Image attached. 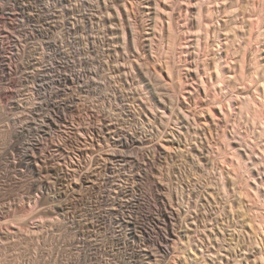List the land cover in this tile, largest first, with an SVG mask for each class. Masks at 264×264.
<instances>
[{"label":"rangeland","instance_id":"obj_1","mask_svg":"<svg viewBox=\"0 0 264 264\" xmlns=\"http://www.w3.org/2000/svg\"><path fill=\"white\" fill-rule=\"evenodd\" d=\"M174 1L173 21L177 34L174 57L171 52L167 54L168 40L161 35V27L167 18L161 13L164 21L158 19L156 12L160 10H157L155 0L32 1L36 44L47 41L45 45L49 47L55 66L71 76L80 77L69 81V89L60 86L61 89L55 91L54 87L59 85L54 81L53 69L41 70L38 58L28 65L29 47L21 50L20 62H14L11 72H0V264H177L172 260L175 253L187 254L192 250L184 244L189 238L191 248L201 252L198 263L191 260L194 264H264V238L253 231L241 215L243 209L252 207V202L244 195L245 189L241 187L244 184L235 185L230 180L229 168L224 162L226 156L232 155L228 142L237 140L236 132L253 131L251 134L254 135L255 127L246 114L236 111L225 119L220 111L217 118L210 114L209 107H216L210 95L202 90L196 68L217 52L215 37L219 28L212 33L215 36H211L216 41L212 46L217 49L209 47L210 52L213 50L209 55L205 44V48L201 46L202 50H199L194 41L195 8L191 5L185 13L187 2ZM216 10L214 19L221 22L223 14ZM185 19L189 22L187 26ZM156 20L160 27H154ZM4 28L5 24L0 21V41L4 39ZM167 55L175 62L176 74L181 72L185 80L188 79L186 91H182L177 82L172 83L173 78L170 79L166 71H163L164 77L171 84L161 76ZM39 72L45 73L42 94L32 90L42 82ZM240 87L236 90H244L245 86ZM198 88H201L200 93ZM232 91H226V95ZM222 92H219L221 97L225 95V91ZM59 103H65L63 107L69 110H64L59 121L61 126L53 128L55 134L49 136L53 123L45 116ZM68 132L73 136L67 135ZM39 135L47 136L42 139L44 143L41 140L44 144L41 149H46L53 159L39 157L36 161H26L32 143L41 139ZM169 138L173 141H168ZM12 143L15 147L18 145L16 149ZM261 145H264L263 141ZM260 146L258 148H262ZM242 148L244 146L241 147L244 151ZM75 169L85 174H78ZM223 170L228 191L223 186ZM243 177H247L246 173ZM79 179H82L81 183ZM84 180L90 187L95 181L96 185L90 188ZM41 185L46 189L45 193L50 194L52 204L53 198L70 201L67 210L71 213L66 211L65 215L71 222L62 218L66 223L57 219L58 223L53 218L55 223L69 224L70 228L47 221L52 220L48 211L45 212L51 203L43 202V206L42 200L46 197L40 191L44 189ZM75 187L76 190H88L79 193L82 189L76 191ZM124 187L128 189L125 192ZM233 205L238 215L235 221L234 216L230 219L227 215ZM115 208L118 213L113 212L117 211ZM260 210L264 213V201ZM131 211H135L138 227L131 224L135 223L129 214ZM122 213L129 215L126 219L130 223L123 221ZM75 219L82 225L74 223ZM88 220L94 225L98 223L93 227L98 231L87 228L89 225L84 223ZM242 221L249 227H242ZM41 222L42 225L48 223L42 227ZM229 222L232 226L228 227ZM33 223H39L38 227ZM49 224L57 225L61 231L51 233L55 227L52 225L53 229ZM197 224L199 230H192ZM217 225H222L225 230L220 232ZM32 227L37 229L33 231ZM41 228L45 229L42 231ZM169 234L174 236H168L169 239L166 236ZM164 244L170 246L168 252L163 250Z\"/></svg>","mask_w":264,"mask_h":264},{"label":"bare ground","instance_id":"obj_2","mask_svg":"<svg viewBox=\"0 0 264 264\" xmlns=\"http://www.w3.org/2000/svg\"><path fill=\"white\" fill-rule=\"evenodd\" d=\"M187 2L186 5H188L187 9L184 8V12L185 10H189V6H193L195 8V11H194V21H193V25L196 26V31H195V36L194 37V41L196 42L195 44V47H199L198 49L199 50H202L200 49L201 46L205 45L208 47H206V50L209 51V55L210 53L212 52L213 53V50L210 52L211 49H209V47H213L212 45H214L213 43H217V48H214L216 46L213 47V49H217V52L216 53H213L215 54L214 56L212 57H209L205 60V62L203 63V65H201L200 63L198 65V68H196V76L199 77V81H200V86L202 88V90H204L206 93L205 94H208L210 95L209 97H211V100L213 101V104L215 105L214 107H216L215 109L212 108V107H209L208 110H210V114L213 115V116H218V113H222L223 115V118H228L229 116L232 115V113H234L235 111L240 113L241 115H244L246 114L249 118V121L254 125L255 127V133L254 135H252L251 133L253 131H249L247 133H237L236 132V136H235V139L237 138L236 141H233L230 139V141L228 142V145H229V148L231 149V153L232 155L230 154L229 156H224L225 157V164L227 165V167L229 168L228 169V172L229 173V176H230V180H232L234 182L235 185H237L238 183H242L244 184L243 186L241 185V187H243L244 189V195L246 198L249 199L250 202H252L250 205H252V207L248 206L249 207V210H246L243 209L241 215L243 214L245 217V220L246 222H248L247 224H249L252 228L253 231L257 232L260 234V236L262 235V237L264 238V213L260 210V207H261V202L264 201V189L262 188V186H264V145L260 146V142H264V58H263V54H264V0H218L217 1H214V0H184ZM156 2V5L158 6V9L157 10H160V11H157L159 12V14L157 15V12H156V16H159L158 19H160V22L164 21L163 17L160 15L162 13V15L166 16L167 20H166V23H164L163 27V31L161 32L162 34V38H165L168 40V47H169V51H167L169 54V52L173 53V57L176 55H174V52H175V47L176 46V28H175V24H174V13H173V10L175 9V6H176V1L174 0H155ZM154 2V3H155ZM164 3V4H163ZM260 3V4H259ZM153 4V3H152ZM47 6V5H46ZM153 6V5H152ZM150 7V6H148ZM218 9L223 15V20H220L218 22L215 21L214 19V15H215V10ZM182 10V9H181ZM0 11H2V3H0ZM50 11V10H49ZM183 11V10H182ZM217 11V10H216ZM218 11V12H219ZM219 12V14H221ZM164 13V14H163ZM186 13V12H185ZM217 13V12H216ZM49 14V13H48ZM184 15V14H183ZM24 16H27V15H24ZM56 16V15H55ZM155 16V17H156ZM187 16V15H186ZM174 17V19H173ZM42 18V17H41ZM157 18V17H156ZM165 18V19H166ZM187 18V17H186ZM243 18V19H241ZM162 19V21H161ZM221 19V18H220ZM155 20V19H154ZM188 20V18H187ZM240 20H244L242 23L240 22ZM158 20H156V26L154 27H158V25L160 23H157ZM215 21V22H214ZM2 22V21H1ZM42 22V20H41ZM50 22V21H49ZM43 23V22H42ZM51 23V22H50ZM188 21H186L185 19V24L186 26L188 25ZM55 25V23H54ZM52 24V26H54ZM58 26V25H57ZM161 25H159L160 27ZM153 27V28H154ZM56 28V26H55ZM217 28H219L218 32H217V35L215 37V40L217 38L216 41L213 40V38H211V36L213 35L212 33L213 32H216L217 31ZM45 29V28H44ZM156 29V28H155ZM224 29V32H222L221 30ZM57 30V29H56ZM47 31V30H46ZM154 32V31H153ZM155 33V32H154ZM32 36V35H31ZM54 36V35H53ZM53 36H51L53 38ZM215 36V35H213ZM211 38V39H210ZM54 39V38H53ZM164 39V40H165ZM166 41V40H165ZM194 42V43H195ZM167 43V42H166ZM215 43V44H216ZM194 45V44H193ZM204 47V46H203ZM205 48V47H204ZM196 49V50H198ZM209 49V50H208ZM28 50V49H27ZM219 50V51H218ZM30 51H31V57L27 60L28 62V65L29 64H32L33 63V60L36 59V58H39L38 60L40 65H39V68L42 70L45 68V66L47 64H51V62L47 61L46 65H42V58H46L48 56V52L46 50H42L41 53H40V57H37V54H38V51H39V47L36 46V45H32V47L30 48ZM206 51V52H207ZM199 52V51H198ZM201 52V51H200ZM176 53V52H175ZM196 53V51H195ZM199 54V57L200 56V53H197ZM43 56V57H42ZM168 56H171V55H167V58L165 61H163V66L161 67L162 70H160V74L161 76L164 77V74H163V71H166L168 73V75L170 76V79L171 77L173 79H171L172 83L173 82H177V85L181 87L182 91L185 90L186 91V79L185 80V75H183V73L179 72L178 74H176V71H175V65L173 62L174 60H170V58ZM208 56V55H207ZM172 57V58H173ZM196 57V56H195ZM199 57L197 59H199ZM165 59V58H164ZM174 59V58H173ZM202 59V58H201ZM204 59V58H203ZM202 59V60H203ZM181 60V59H180ZM26 62V63H27ZM3 61H2V56H1V51H0V66L2 65ZM195 63V62H194ZM36 65V64H35ZM195 65V64H194ZM195 65V66H196ZM3 66V65H2ZM41 66V67H40ZM201 67H203V70H201ZM194 69V68H193ZM190 71V70H189ZM191 72H192V69H191ZM33 73V72H32ZM207 74V78L206 76L204 75ZM198 74V75H197ZM82 75V74H81ZM39 78L42 79V82H40L39 84H37V86H33V91L37 90L40 94H42V90L44 89V86H43V78H44V74L39 72ZM55 78H54V81L59 85L58 87H54L55 88V91H58L60 86H64V89L67 88L69 89L70 86H68L69 84V81H73L75 79V77H80L79 75H76V76H71V74H67V73H64L63 71H59L58 69H56V74L54 75ZM187 76V75H186ZM195 76V75H194ZM205 76V77H204ZM84 78V77H83ZM82 78V79H83ZM165 78V77H164ZM187 78V77H186ZM194 79V77H192ZM197 78V77H196ZM84 80V79H83ZM166 81H168V78H165ZM29 81V80H28ZM195 81V80H194ZM193 81V82H194ZM197 81V80H196ZM188 82V81H187ZM168 84H171L169 83V81L167 82ZM81 84V83H80ZM88 84V83H86ZM190 84V83H188ZM74 85V84H73ZM242 85V88L243 86L244 87V90H239ZM254 85V86H253ZM83 86V84H82ZM77 87V86H76ZM238 87H240L238 90H236ZM1 88V87H0ZM196 88V87H195ZM201 88H198L197 89V92L200 93V89ZM85 89V88H84ZM233 89L236 90L235 91H232ZM4 90V89H2ZM86 90V89H85ZM74 91V90H73ZM191 91V90H190ZM212 91H217L212 93ZM221 91H223L222 93H224L225 91V95L226 91H232V93L230 92L229 95H224L221 97V95L219 96V92L221 93ZM3 92V91H2ZM216 93V94H215ZM215 94V95H214ZM72 95V94H71ZM223 95V94H222ZM70 97V96H69ZM74 98V96H73ZM74 101V100H73ZM72 102V101H71ZM70 102V103H71ZM80 102V101H79ZM79 104V103H78ZM65 105V103H63L62 105L59 103L57 105H55V110H53L51 113H47V115L45 116L47 118V120H51V122L53 123V127L49 128L50 131H49V136L50 134H55L53 128L55 129L57 126L58 128L61 126V124L59 123V121L63 118L64 116V110L66 109V107H63ZM209 105V104H208ZM211 105V103H210ZM209 105V106H210ZM67 106V105H66ZM73 107V105H72ZM68 108V107H67ZM69 110V108H68ZM66 109V111H68ZM74 110V109H73ZM166 111V110H165ZM220 111V112H218ZM66 113V112H65ZM166 113V112H165ZM46 114V113H45ZM83 115V114H82ZM221 115V116H222ZM52 116V117H51ZM220 116V115H219ZM45 118V119H46ZM66 118V117H65ZM220 118V117H219ZM224 118V119H225ZM44 119V121H45ZM47 122V121H46ZM50 122V121H49ZM48 124V122L46 123ZM49 126V125H48ZM52 126V125H51ZM50 127V126H49ZM84 128V127H83ZM45 131V130H44ZM69 131V130H68ZM72 131V130H71ZM48 133V132H47ZM72 133V132H71ZM70 132L67 133V135H69L70 137H72L73 135H70L71 134ZM18 134V133H17ZM44 134V133H43ZM84 134V133H82ZM94 134V133H93ZM235 134V133H234ZM86 135V134H85ZM48 136V137H49ZM52 136V135H51ZM54 136V135H53ZM80 136V135H79ZM91 136V135H90ZM40 137V135H39ZM47 137V136H46ZM46 137H40L41 139H37L36 141H34V143H32V147L30 146L31 150L27 152L26 154V161H29V160H32L33 159L36 161L37 158L39 157H45V159H48V158H51L53 159V156L49 157L47 154L49 152H45L46 149H41V145L44 143V141L42 139H45ZM52 138V137H51ZM67 138V136H66ZM84 138H87L86 136ZM95 138V136H94ZM93 138V139H94ZM232 138V137H231ZM256 138V139H255ZM36 139V137H35ZM69 139V137H68ZM66 139V140H68ZM82 139V137H81ZM234 139V140H235ZM41 140H42V144H41ZM50 140V139H49ZM55 140V139H54ZM54 140H53V143H54ZM60 141V140H59ZM168 141H173L171 140L170 138L168 139ZM33 142V140H32ZM14 143V142H13ZM11 144V146L13 148H17V146L15 147L14 144ZM48 143H51L50 141H48ZM53 143H51V145H53ZM56 143V142H55ZM58 143V142H57ZM64 143V142H63ZM70 143V142H69ZM92 144V143H91ZM98 144V143H97ZM133 144V143H132ZM10 145V144H9ZM30 145V144H29ZM44 145V144H43ZM58 145V144H57ZM94 145V144H93ZM100 145V143H99ZM98 145V146H99ZM121 145V144H120ZM154 145V144H153ZM56 146V145H55ZM60 146V145H59ZM63 146V145H62ZM75 146V145H74ZM244 146V148L242 149H245L244 151L242 150L241 151V147ZM258 146L262 147V148H258ZM29 147V146H28ZM43 147V146H42ZM58 147V146H57ZM60 148V147H58ZM167 148H170V146H167ZM20 149V147H19ZM120 149V148H119ZM128 149V148H126ZM153 149H154V146H153ZM158 149V148H157ZM26 150V149H25ZM68 151V149H66ZM73 150V149H72ZM76 150V149H75ZM122 150V149H121ZM156 150V149H155ZM160 150V149H159ZM158 150V152H159ZM27 151V150H26ZM60 151V150H59ZM126 151V150H125ZM124 151V152H125ZM69 152V151H68ZM67 152V153H68ZM25 153V152H24ZM227 153V152H226ZM69 154V153H68ZM225 154V153H224ZM65 155V153L63 154ZM57 156L55 155V158ZM61 158V156H60ZM59 158V159H60ZM23 161H24V158H22ZM44 159V158H43ZM58 159V160H59ZM63 159V157H62ZM56 160V159H55ZM65 160V159H64ZM67 160V159H66ZM22 161V162H23ZM31 161V162H32ZM34 161V162H35ZM47 161V160H45ZM54 161V160H53ZM106 161V160H105ZM21 162V161H20ZM30 162V161H29ZM28 162V163H29ZM57 162V160H56ZM67 162V161H66ZM27 163V164H28ZM251 164H254L256 165V167H253ZM22 164H25V163H22ZM61 166H62V163L60 162ZM74 164V163H73ZM106 164V163H105ZM224 164V165H225ZM21 165V163H20ZM19 165V166H20ZM65 165V164H64ZM71 165V164H70ZM14 166H18V165H14ZM25 166V165H24ZM28 166V165H27ZM33 166V165H32ZM66 166V165H65ZM72 166V165H71ZM77 166V165H76ZM22 167V165L20 166ZM26 167V166H25ZM64 167V166H63ZM61 168V169H66L65 168ZM67 167H69L67 165ZM109 167V166H108ZM107 167V168H108ZM14 168H17V167H14ZM28 168V167H27ZM31 168V167H30ZM72 168V167H71ZM76 168V167H74ZM107 168H104V169H107ZM19 170V167L17 168ZM32 169V168H31ZM41 170V168H39ZM60 169V168H59ZM77 169V168H76ZM75 171L77 172L78 170ZM79 169V168H78ZM21 170V169H20ZM39 170V172H41ZM66 170H70V169H66ZM230 170V171H229ZM32 171V170H31ZM34 171H35V167H34ZM38 171V170H37ZM58 170H56L57 172ZM60 171V170H59ZM74 171V170H72ZM111 171V170H110ZM53 172V171H52ZM64 172V171H62ZM90 172H92L90 170ZM108 172V170H107ZM37 174V172H35ZM61 173V172H59ZM68 173V171H67ZM71 173V172H70ZM70 173L68 175H70ZM74 173V172H73ZM78 174L81 173L80 172H77ZM76 173V174H77ZM84 173V172H83ZM81 173V175L83 174ZM97 173V172H96ZM244 173H246L247 177H243ZM77 174V175H78ZM85 174V173H84ZM89 174V173H87ZM93 174L94 171H93ZM73 175V174H72ZM221 175H222V178H223V186L225 187L226 191H228V187H227V182L226 181V173L223 171H221ZM76 176V175H75ZM74 176V177H75ZM86 176V175H85ZM91 176V175H90ZM99 175H97L98 177ZM10 177V176H9ZM70 177V176H69ZM81 177V176H79ZM73 178V177H72ZM82 178V177H81ZM89 178V177H88ZM87 178V179H88ZM92 178V177H91ZM94 178V177H93ZM75 179V178H74ZM73 179V180H74ZM77 179V178H76ZM71 180V179H70ZM81 180L82 179H79V182L81 183ZM92 180V179H90ZM94 180V179H93ZM77 181V180H75ZM74 181V182H75ZM85 181V180H84ZM89 181V180H87ZM232 181H230L232 183ZM86 182V181H85ZM93 181H91L92 183ZM54 183V182H53ZM78 183V181L76 182ZM87 183V182H86ZM42 184V183H41ZM79 184V183H78ZM84 184V183H83ZM80 185V184H79ZM88 185V183H87ZM96 185V181H95V184ZM94 185H88L90 188H93L92 186ZM40 186V185H39ZM75 186V185H73ZM83 186V185H81ZM79 187V186H77ZM84 187V186H83ZM86 187V186H85ZM120 187V186H119ZM39 188V187H37ZM41 188H44L43 185H41ZM81 188V187H80ZM87 188V187H86ZM126 188V187H124ZM55 189V187H54ZM63 189V188H62ZM74 189V188H73ZM82 191L79 192V193H82L84 192L83 191V188H81ZM80 189V190H81ZM57 190V189H55ZM59 190V189H58ZM64 190V189H63ZM62 190V191H63ZM66 190V189H65ZM64 190V191H65ZM75 190H76V187H75ZM74 190V192H75ZM79 188L76 190V191H80ZM88 190V189H87ZM86 190V191H87ZM128 189L126 188V190H124L123 192L127 191ZM39 191V189H38ZM40 191H42L44 194L43 196L46 197L45 201H43L44 197L41 198L42 200V204L43 202H47V203H51L52 202V199L50 198V194L48 195L46 192V189L44 188L43 190L41 189ZM61 191V189H60ZM85 191V192H86ZM120 191V190H119ZM130 191V190H129ZM50 192V191H48ZM53 192V191H52ZM56 192V191H55ZM58 194H61L59 193V191H57ZM71 192V191H70ZM122 192V191H120ZM66 193V192H65ZM68 193V192H67ZM130 193V192H129ZM132 193V192H131ZM163 193V192H162ZM164 194V193H163ZM67 195V194H66ZM159 195V194H158ZM40 196V195H39ZM53 196V195H52ZM58 196V195H57ZM162 196V195H160ZM65 197V195H64ZM171 197V196H170ZM62 200L60 199H55L53 198V202L54 204L51 203V205H54L51 207V205L49 204L50 207H47L49 208L48 210L46 209L45 212L49 213V216H51V218L47 217V216H43V217H47L46 219H52V220H47L48 222L49 221H52L53 223H55L56 221L58 222V220L62 221V218H65L66 221H70V219H66L67 218V214L65 215V213L69 212L70 210H67L69 208V204L70 201L67 203V201H65V199L63 200L62 197H60ZM66 198V197H65ZM138 198V197H137ZM51 199V201L49 200ZM69 199V198H68ZM67 199V200H68ZM170 199V198H169ZM40 200V201H41ZM73 200V199H72ZM115 200V199H114ZM114 200H112V204L114 202ZM131 200V198L129 199ZM133 200V199H132ZM131 200V201H132ZM138 200H140L138 198ZM38 201V200H37ZM124 201V200H123ZM134 201V200H133ZM132 201V202H133ZM248 201V200H247ZM248 201V202H249ZM116 202V201H115ZM131 202V203H132ZM138 202V201H137ZM44 203V204H45ZM73 203V202H72ZM123 203V202H122ZM121 203V205H122ZM124 203H127V202H124ZM139 203V202H138ZM141 203V201H140ZM38 204V203H36ZM43 204V206H44ZM115 204V203H114ZM113 204V205H114ZM128 204H130V202H128ZM133 204H136V203H133ZM39 205V204H38ZM120 205V206H121ZM127 204H125L126 206ZM132 205V204H131ZM42 206V205H41ZM72 206V205H71ZM119 206V205H118ZM172 206H173V203H172ZM256 206V207H255ZM116 208H118L117 206H114ZM113 207V208H114ZM122 207V206H121ZM120 207V208H121ZM167 207V206H166ZM21 208V207H20ZM25 208V207H24ZM71 208V207H70ZM110 208V207H109ZM115 208V209H116ZM124 208V207H123ZM129 208V207H128ZM128 208L125 207V210L127 209V211L129 210ZM114 209V210H115ZM119 209V208H118ZM118 209H116L117 211H113V212H117L118 213ZM133 209V208H132ZM167 209V208H166ZM21 210V209H20ZM25 210V209H24ZM112 210V209H111ZM121 210V209H120ZM119 210V211H120ZM23 211V209L21 210ZM67 211V212H66ZM124 210H122L123 212ZM230 211V210H229ZM248 211H251L250 213H248ZM112 212V211H111ZM112 212V214H113ZM165 212V211H164ZM228 212V211H227ZM226 212V213H227ZM71 213V212H69ZM109 213V212H108ZM125 213V212H124ZM252 213V214H251ZM110 214V213H109ZM111 214V215H112ZM120 214V213H119ZM118 214V215H119ZM123 214V213H122ZM131 218L132 220L135 222V223H131L132 225H136L137 224V219L136 218L137 216L135 215V211H131ZM165 214V213H164ZM99 215V214H98ZM114 215V214H113ZM121 215V214H120ZM124 215V214H123ZM228 217H230V219L234 216V221L235 219L237 218V211L235 209V206L233 205L232 208H231V212L227 214ZM93 216V215H92ZM107 216V215H106ZM136 216V217H135ZM168 216V215H167ZM178 216V215H177ZM240 216V215H239ZM43 217H40L41 219ZM101 217V216H100ZM115 217V215H114ZM129 215L126 216V214L124 215V222H128L130 223L131 221L130 220H127L126 218H128ZM164 217V216H163ZM171 217V216H170ZM179 217V216H178ZM39 218V220H40ZM53 218H55V222L53 221ZM87 218V217H86ZM93 218V217H91ZM105 218V216H104ZM118 218V217H117ZM121 218V217H119ZM169 218V217H168ZM177 218V217H176ZM58 219V220H57ZM78 219V218H77ZM75 219V222L74 223H77V225H82V223H78ZM83 219V217H82ZM85 219V218H84ZM88 219V218H87ZM86 219V220H87ZM116 219V218H115ZM114 221L116 222V220H120V219H116ZM164 219H166L164 217ZM229 219V218H227ZM229 219V220H230ZM44 220V218H43ZM80 220V219H79ZM106 220V219H105ZM228 220V221H229ZM38 221V218L37 220ZM42 221V220H40ZM46 221V220H45ZM64 221V220H63ZM62 221V222H63ZM73 221V220H72ZM83 222L85 220H82ZM91 221H93L91 219ZM132 221V222H133ZM39 222V221H38ZM47 222V223H48ZM71 222V221H70ZM86 222V221H85ZM96 222V221H95ZM106 222V221H105ZM121 222H122V219H121ZM120 222V224H121ZM178 222V221H177ZM237 222L240 223V221H238L237 219ZM37 223V222H36ZM40 223V222H39ZM38 224H34V225H37L36 227H38ZM45 224H47L46 222H43ZM51 223V222H49ZM59 223V222H58ZM58 223H55V224H58ZM64 223H66L64 221ZM69 223V222H68ZM176 223V221H175ZM220 223V222H219ZM231 222H229L227 224V226H232L230 225ZM43 224V225H45ZM55 224H52L53 226ZM72 223H70V226H75V225H71ZM84 224H87L89 225L87 228L93 229V227H96L94 223L92 224V222H88L87 223H84ZM112 224V223H111ZM119 224V226H120ZM177 224V223H176ZM32 225V224H31ZM41 225H42V222H41ZM40 225V227H41ZM42 225V227H44ZM50 225V224H49ZM50 225V226H52ZM59 225V224H58ZM60 225H64V224H60ZM59 225V226H60ZM68 225V228L69 227V224H65L63 227H67ZM113 225V224H112ZM123 225V224H121ZM127 225V224H126ZM168 225V224H167ZM175 225V224H174ZM173 225V226H174ZM249 225H246L245 222L242 221V227H249ZM27 226H28V223H27ZM33 226V225H32ZM52 226V228H53ZM57 226V225H56ZM53 230V232L51 233H54L55 231H61V229L59 228L58 230V227ZM114 226V225H113ZM118 226V225H117ZM217 226H220L218 227L220 229V232L225 230V228L222 226V225H217ZM35 227V226H34ZM49 227V226H47ZM76 227V226H75ZM127 227V226H126ZM134 227V226H133ZM136 227H138V225H136ZM175 227V226H174ZM12 228V227H11ZM52 228L50 227L51 231H52ZM79 228V227H78ZM101 228V227H100ZM100 228H97V229H100ZM112 228V227H111ZM115 228V227H114ZM113 228V230H114ZM121 228V227H120ZM129 228V227H127ZM200 226L199 224L196 225L195 228H192V230H199ZM217 228V227H216ZM31 229V228H29ZM35 228L32 227L31 230L35 231L34 230ZM40 229V228H39ZM42 229V228H41ZM45 229V228H44ZM42 229V231L44 230ZM49 229V230H50ZM67 229V228H66ZM72 229V228H71ZM91 229V230H92ZM103 229V228H102ZM129 229H132V228H129ZM137 230V228H135ZM213 229V228H212ZM218 229V230H219ZM22 230H24L22 228ZM26 230V229H25ZM63 230V229H62ZM73 230V229H72ZM81 230V229H80ZM84 230V228H83ZM117 230V228H116ZM122 230V229H121ZM166 230V228H165ZM215 230V229H214ZM48 231V230H47ZM65 231V230H63ZM94 231V229H93ZM95 231H98V230H95ZM94 231V232H95ZM142 231V230H141ZM177 231V230H176ZM180 231V230H179ZM186 232L188 230H185ZM31 232V231H30ZM41 230L38 231V233H40ZM66 232V231H65ZM65 232H63L65 234ZM174 232V231H173ZM214 233V231H212ZM32 233H35V232H32ZM130 233V232H129ZM170 233V232H168ZM172 233V232H171ZM170 233V234H171ZM176 233V232H175ZM188 233V232H187ZM169 235H166L167 237L170 236ZM178 234V233H177ZM60 235V234H59ZM137 235V234H136ZM189 235V234H188ZM187 235V236H188ZM142 236V235H141ZM144 236V235H143ZM174 236V235H172ZM170 236V237H172ZM181 236V235H180ZM191 237V235H189ZM65 237V236H64ZM67 237V236H66ZM82 238V237H81ZM142 238V237H141ZM169 238V237H168ZM167 238V239H168ZM179 238V236H178ZM262 238V239H263ZM64 239V238H63ZM170 239V238H169ZM190 240L189 241H184V244L188 246H190L189 249H192L191 251H189L187 254L186 253H183L181 255H179L178 253H175L172 254L175 256V258H173L172 260L176 261L177 264H194V262H192L191 260H197V263L200 261V257H201V252H199L198 250H196L195 248H191V246H193L191 244V238H189ZM179 240V239H178ZM181 240V239H180ZM179 240V241H180ZM77 241V240H76ZM177 241V239H176ZM174 240V242H176ZM172 242V241H171ZM178 242V241H177ZM183 242V241H182ZM164 243V242H163ZM162 243V244H163ZM166 243V242H165ZM170 243V242H169ZM167 243V244H169ZM180 244V243H179ZM183 244V243H182ZM160 245V244H159ZM173 245L176 246V244L173 243ZM178 246V245H177ZM164 249L166 252H168L169 250V247H167L165 244H164ZM171 247H174L171 245ZM186 247V246H184ZM146 248V247H145ZM160 248V247H159ZM177 247H175V250H176ZM144 249V248H143ZM179 249V248H178ZM148 250V249H147ZM174 250V251H175ZM149 251V250H148ZM181 251V250H179ZM178 251V252H179ZM183 251V250H182ZM186 251V250H185ZM188 251V250H187ZM56 252V251H55ZM177 252V251H176ZM180 253V252H179ZM182 253V252H181ZM147 255V254H146ZM179 256L180 257V260L181 261L179 262ZM182 257L184 259H182ZM202 259V258H201ZM158 261V260H157ZM207 261V260H205ZM164 262V261H163ZM158 263V262H157ZM161 263V261H160ZM156 264V263H155ZM176 264V263H175ZM242 264V263H241Z\"/></svg>","mask_w":264,"mask_h":264},{"label":"built area","instance_id":"obj_3","mask_svg":"<svg viewBox=\"0 0 264 264\" xmlns=\"http://www.w3.org/2000/svg\"><path fill=\"white\" fill-rule=\"evenodd\" d=\"M32 1L33 0H0V3H2L0 21H2V24H5L4 39L3 41H0V51L3 61V66H0V72H3V74L11 72L14 62H20L21 50L28 47L31 48L32 45L39 47L40 52L38 51V53H41L43 49L48 52V56L44 59L42 58L41 64L45 66L47 61L51 62V64H47L45 68L42 69L43 71L53 69L54 75L56 74V69L63 71L55 66L49 47L48 45H45L47 41H42L41 43L36 44V40H34L37 34L35 32L36 29L34 28V24L32 23V21L35 22ZM11 41H13V43H11ZM37 57H40V55ZM43 74L45 76V73Z\"/></svg>","mask_w":264,"mask_h":264}]
</instances>
